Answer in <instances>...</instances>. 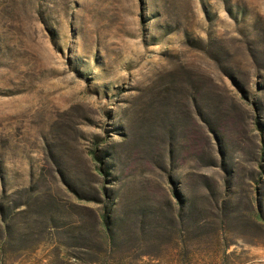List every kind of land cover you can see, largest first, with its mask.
I'll list each match as a JSON object with an SVG mask.
<instances>
[{
    "label": "rangeland",
    "instance_id": "374dc122",
    "mask_svg": "<svg viewBox=\"0 0 264 264\" xmlns=\"http://www.w3.org/2000/svg\"><path fill=\"white\" fill-rule=\"evenodd\" d=\"M0 264H264V0H0Z\"/></svg>",
    "mask_w": 264,
    "mask_h": 264
},
{
    "label": "trees",
    "instance_id": "16d2710c",
    "mask_svg": "<svg viewBox=\"0 0 264 264\" xmlns=\"http://www.w3.org/2000/svg\"><path fill=\"white\" fill-rule=\"evenodd\" d=\"M103 221H105V226L107 225V219L106 218H104V220ZM107 227V226H106Z\"/></svg>",
    "mask_w": 264,
    "mask_h": 264
}]
</instances>
